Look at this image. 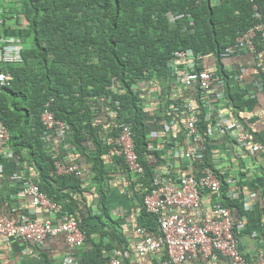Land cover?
<instances>
[{"label":"trees","instance_id":"obj_1","mask_svg":"<svg viewBox=\"0 0 264 264\" xmlns=\"http://www.w3.org/2000/svg\"><path fill=\"white\" fill-rule=\"evenodd\" d=\"M254 5L258 17L253 16ZM170 15L176 17L175 24H170ZM22 17L27 20L26 26ZM261 20L264 0H0V34L13 36L24 44L23 62L2 67L11 74L0 91V122L9 134L8 145L15 154L11 160L21 171L28 163L37 170L33 182L61 211L71 208L72 218L85 235L84 241L98 231L85 229L86 218L90 217L103 216L112 223L106 225L101 221L111 233H101L118 235V223L109 215L100 185L96 186L99 198L93 214L84 198L79 201L74 197L83 194L82 178L75 173L58 174L55 162L66 163L70 159L79 163V156H89V179L102 180L109 168L104 158L111 148L108 140L118 133L112 118L116 124H129L133 149L145 170V177L138 182L142 190L139 185L134 190L142 205L156 173L150 160L166 155L170 147H166L165 138L163 150L149 149L148 114L142 108L145 100L138 83L158 81L174 70L173 65L182 68L183 62L176 61L173 52L190 48L196 55H212L213 73L228 86L231 77L222 54L238 36ZM170 81L174 83V78ZM159 83L161 88L168 85L159 113L164 115L166 110L171 113V105L180 106L186 95L178 84H171L172 88L167 82ZM175 91L178 96L173 95ZM226 94L229 107L236 108L234 115L253 109L255 99H242L228 88ZM194 99L201 110L204 100L200 88L196 89ZM47 109L69 127L65 133L69 138L61 139L67 143L61 156L49 147V141L58 140V134L55 126H47L42 119ZM103 109L112 113L103 116ZM212 117L216 122V116ZM182 137L179 132V138ZM7 162L0 156L1 165ZM205 162L221 180L220 204L235 211L237 217L245 213L239 196H229L230 184L223 173L207 157ZM254 181L256 199L264 204V176H256ZM238 189L243 192L241 184ZM141 213L145 219L143 230L159 233L158 215L144 207ZM244 257L250 260L245 254Z\"/></svg>","mask_w":264,"mask_h":264},{"label":"crops","instance_id":"obj_2","mask_svg":"<svg viewBox=\"0 0 264 264\" xmlns=\"http://www.w3.org/2000/svg\"><path fill=\"white\" fill-rule=\"evenodd\" d=\"M254 61L250 54L232 55L225 59L224 64L226 69L232 75L230 86L231 93L236 96H242L243 99H255L253 109L244 114L245 124L255 135L256 139L264 144V93L261 91V86L257 81V74L254 70ZM240 74V80H235L234 75ZM223 84L218 83L214 86L213 91H223ZM214 94V92H213ZM210 102L214 99L209 98ZM154 115V112L151 113ZM151 124V123H150ZM157 124V123H155ZM151 134L152 131H151ZM58 137V136H56ZM68 135L58 137V140L49 141V147L58 151V155L64 154L67 149L65 142ZM103 148H106L104 144ZM115 148H111L104 153L105 163L109 166L107 173L102 180H93L82 176V195H74L79 201L85 199L87 208H90L92 213L96 211L97 184L100 185L104 196L107 199L106 208L109 210V215L116 219L117 234L109 235L106 233V225H110L109 221L101 217L86 218L87 231L93 229L98 230L92 232L90 237L81 245L69 246L64 240L63 235H57L46 238L42 243L32 244L28 240L15 238L9 241H3L0 238V264H63V260L67 256H71L77 264H98L104 261L108 256L112 255L117 249H131L133 244L141 237L139 230H143L145 219L141 213L143 207L137 197V194L128 185L127 179L124 177V172L121 168V161L116 159ZM69 156V155H68ZM27 159V154L24 155ZM208 159L211 163L225 176L231 178L229 183H232V188L238 189L241 184L243 192L241 196L245 200L250 201V208L247 209L244 216L246 229L240 231L239 244L242 255H246L250 260L256 259L259 251L264 254V204L256 200L255 178L256 176H264V161L257 154H252L250 151H242L241 148L229 142L220 133L213 136V139L208 144ZM80 167L88 169L89 156H79ZM0 167V213L12 219L21 218L19 215H34L39 219H50L58 221L62 216L72 217L70 207H64L62 211H56L51 206H38L33 208L29 203V197H20L19 188L26 181H33L32 178L37 174V170L29 165L24 170L17 169L18 164H15L11 159L9 162ZM5 168V169H4ZM13 171L23 174L22 183H18L12 179ZM86 173V172H85ZM239 190V189H238ZM96 192V194H95ZM203 193V208L206 213L210 212L211 207L219 202L213 194ZM86 212V210H84ZM209 215L205 216L208 219ZM62 219V218H61ZM106 225H103L102 222ZM111 233V231H109ZM107 232V233H109ZM121 237V238H119ZM123 264H169L164 251L155 254L139 255L131 253L129 257L123 259ZM185 264H229L228 258L218 254H197L189 257Z\"/></svg>","mask_w":264,"mask_h":264},{"label":"clouds","instance_id":"obj_3","mask_svg":"<svg viewBox=\"0 0 264 264\" xmlns=\"http://www.w3.org/2000/svg\"><path fill=\"white\" fill-rule=\"evenodd\" d=\"M170 17H171L170 24H175L176 17H174L173 15H170ZM190 22H192V21H190ZM22 23L24 26L27 25V20L24 17H22ZM242 35H240V36H242ZM236 39H235V42L233 45H230L227 48H225L224 53L222 54V59H223L222 62L223 63H224L225 59L231 57L232 55L236 56L239 54H244L243 52H237V51L230 52V49H232V48L235 49ZM23 45L24 44H22L19 40H17L13 36H7V35L3 36L0 34V47H1V49H0V91L4 85H7L8 80L11 79V74L6 70H2V67L6 66V65H17V64H20L23 62L22 50H21V48L24 47ZM178 53H180L181 55H179ZM173 54H174V58L176 61L179 60V61L183 62L182 68H176V66L173 65L174 70L164 74L163 75L164 77L157 79L158 81H154L153 79L142 80L138 83L139 85L137 86L139 89H141L143 91V97H144L145 102L142 105V108H144V110L147 111V114H148L147 125H146V134H147V141L149 142V149H152V148L157 149L158 148L157 150H163V145L166 143L165 138L168 140L166 147H170V149H168V153L166 155L162 154V156L159 157V159H157L155 157L152 160H150V165H155L156 173L154 174L153 181L151 182V189L149 190L148 193L144 194V196H143L142 206L145 208V210L147 212H149L147 210L145 204H144V198H145V196L150 195L151 192L155 188L161 187L162 184L172 182L175 185L179 186L182 183L183 179L185 177H188L191 173H193L195 175V177L197 179H199V177L202 175V171L204 169H208L213 174V176L217 179V181L219 183L218 189L212 190L210 188V186L208 187V186L200 183L197 187L198 195H199L198 196L199 197L198 207H196V208H182L181 207V208L177 209V211L180 214V216L183 217L184 219H186V220L192 219V220H194V222L196 224L203 226L204 224H206L209 221L216 218V216L214 214V212H215L214 210L216 208L228 209L230 211L231 220H232L231 232H232L233 236H235V238L237 239L238 248H239V246H240L239 234H240V231H244L246 229V224H245L246 218H244V216L246 215L247 209H249L251 206L250 205L251 200L243 199L241 194L238 192V190L232 188V186H233L232 183L231 184L229 183V180L231 178H228L227 176H225V174L221 171V173H223L224 179L228 182V184H230L231 190L228 192L229 196L234 197L235 194H237V196H239V199L242 200V202H243L242 207H243V210L245 213H243L242 215L237 217V214L235 211H233L229 207L222 206L220 204V202H221L220 201L221 200V190H222L221 180L215 174V172L211 169V167L204 165V163L206 164L205 161H206V157L208 154V144L213 139V136L215 135V133H217V134L220 133L229 142H232V143L238 145L241 148V150L244 152H246L247 150L251 152L250 147H251L252 143L249 140H246L243 143H238L237 139L235 138L236 135L234 136V132H235V134L237 131L248 132L253 136L254 141L260 142L256 139L253 132L250 129H248L246 127V124H245L244 114L246 112L247 113L250 112V110L241 111L239 113V115L233 114V111L236 108L233 109L232 107H229L228 102H230V101H229V98L227 97V94H226L227 88H228L229 92L231 93L230 89L232 86H230V83H231L232 75L227 70L228 75L231 77V79L229 78V84L227 86L225 84V82L220 77H218L217 75H215L213 73L212 66L214 65L215 60L213 59L212 55H210V54L196 55L193 53V51L190 48L176 50L173 52ZM8 55H11V59L5 60V58ZM252 58L254 61V63H253L254 67L253 68L255 70V73L257 74V81L259 82V85L261 86L260 88L262 91V89L264 87V72L260 69V66L258 65L259 62L254 58V56ZM203 68H205L211 74L212 77L217 78V80L212 83V86H210L207 89H204L201 87L202 85L199 82H195V83H192L190 85L185 83V81H184L185 74H187L190 71L200 72V71L204 70ZM173 78H174V83H172V81H170ZM234 79L240 80V74L234 75ZM159 81L167 82L170 85L171 84L180 85V87L182 88V91L185 92V95H186V96H184V100L180 106L171 105L170 107H168L171 110V113L166 110V113L168 112V117H169L168 119H166L164 117L166 115V113L164 115H159L160 109L163 108L162 102L164 100H166L163 97V91L165 90L164 88L168 86L167 85L164 88L163 87L161 88L162 84H160ZM218 83H222L224 85L223 91H221V92L213 91L214 86H216V84H218ZM171 87L173 88L174 86L171 85ZM197 88H200V91L202 93V98L204 100L203 101V107L201 110L195 104V99H194ZM213 92H214V94H213ZM173 95L178 96L179 94H177V91H175V93H173ZM210 96L213 97V99H214L213 102L209 101ZM161 99H162V102H161ZM48 104L49 103H47V106H48ZM46 112L51 113L53 118H54V115L51 111H49L47 109L44 111V113H46ZM101 112H103L102 113L103 116H105L109 113H112V111L104 110V109ZM153 112H154V115L151 114ZM192 112L195 115V118L193 120V125H192L194 132L191 133V135H188L187 134V132H188L187 125L192 120L191 119ZM214 115L216 116V122L212 121V119H213L212 116H214ZM240 117H242V118H240ZM241 119H243V121ZM54 120L56 122L63 123L62 121H60L58 119L54 118ZM112 120H114L113 125H116L115 130L118 131V133L114 134L113 136L110 135L108 142L111 145H113L115 148L116 157L119 158L118 159L119 161H121V168H122V171L124 172V177L128 181V185L133 189V191L136 190V186H138V185H139L138 188L141 189V187H140L141 184H139L138 182H140V180L145 177V175H144L145 170H144V167H142V165L139 163L138 156L135 154V151L133 149L134 144H133V134H132L131 127L129 124H125V123L118 122L116 124L115 118L114 119L112 118ZM155 123H157V124H155ZM180 123L182 124L181 127L179 125ZM63 125L65 126V132L62 134L59 133L58 125H56V123L53 125L56 127L57 134H58L57 136L60 138H61V136H63L66 133L67 130H69V127L65 123H63ZM182 127H183V129H181ZM151 131L153 134H151ZM179 132H182V135H183L182 138H179ZM8 140H9V138H8ZM261 144H263V143H261ZM7 145H8V141H7ZM8 148H9V150L12 151V149L9 147V145H8ZM109 150L110 149H108V152H109ZM186 151L190 152V156L185 155ZM12 154H13L12 157H4L3 155H0V156H2L3 158H6V160L8 161L9 159H12L15 157V154L13 151H12ZM252 154H257L260 157V159L263 160L262 155L260 153L252 152ZM207 159H208V157H207ZM70 162H72L78 166L79 173L76 174L77 176H80V177L84 176L85 178H89L88 173L90 171V168H88V169L81 168L80 163H76V162L68 159L67 163H70ZM133 165L135 166V168L132 167ZM0 167L2 169L4 166L0 164ZM13 172L14 173L12 175V179L21 184L23 181V174L22 173L20 174L16 171H13ZM14 174H17L16 176H19V177L21 176L22 179L13 178ZM28 183L35 184L33 181H28V182L26 181L24 184H21V187L19 188V195H20L22 189H24V187ZM204 190H206L208 194H213L217 198H219V202H216L211 207L210 212H208V213H206V211L204 210L203 205H202ZM24 197H29V200H30L29 203L33 208H37L38 206L49 205V206H51V208H53L54 210H56L58 212L61 209L60 207L50 203L49 201H48L49 203L45 204V205L33 206L31 204L30 196L27 195ZM24 197H22V198H24ZM161 199H163V198H161ZM167 208L168 207H164L162 210L165 211ZM171 209H173V208H171ZM149 213H151V212H149ZM93 214H95V213H93ZM207 214L209 215L208 219L205 218V216ZM19 216L22 217V215H19ZM23 216H27L30 219H34V220H37L39 222L49 220L50 222H52V224H58V223L62 222L64 219L74 220L71 216L70 217L62 216L59 219H57L58 221H52L50 219H39L36 216L29 215V214H25ZM77 227L80 230L78 223H77ZM81 233H83V232L81 231ZM146 234H148V233H146ZM151 234H155V233H151ZM57 235H54V236H57ZM59 235H63L64 240H65L64 234L60 233ZM83 236L85 238L84 233H83ZM48 237H53V236H47L46 238H48ZM30 242H32V241H30ZM42 242H32V244H34V243L39 244ZM83 242H84V239H83ZM83 242L81 244H83ZM81 244H79V245H81ZM74 246H77V245H74ZM71 247H73V246H71ZM123 249H126V248H123ZM117 250H119V249H117ZM161 251L165 252L167 259L169 261L167 251L165 249H161L159 252H161ZM239 252L245 260H247L251 263H254L258 260L260 253H262L263 258H264V254L262 251H259L256 259H254V260L246 259L244 257V255H242V251L240 250V248H239ZM199 253L204 254V253L199 251V252H196L195 254H192V256L197 255ZM213 253H218V254L223 255L222 253L215 251V250H212L209 254H213ZM148 254H151V253H148ZM153 254H155V253H153ZM144 255H146V254H144ZM206 255H208V254H206ZM223 256H225V255H223ZM106 260H104V261H106ZM122 262H123V260H122ZM169 264H170V262H169Z\"/></svg>","mask_w":264,"mask_h":264},{"label":"built area","instance_id":"obj_4","mask_svg":"<svg viewBox=\"0 0 264 264\" xmlns=\"http://www.w3.org/2000/svg\"><path fill=\"white\" fill-rule=\"evenodd\" d=\"M253 6V16H260ZM237 51L250 54L259 62L260 69L264 72V20L250 27L242 36L236 39L235 49ZM181 55L180 53H178ZM8 55L5 60H10ZM200 72L190 71L184 76L186 84L190 85L199 82L202 88L207 89L217 78L212 77L205 69ZM194 113L191 115V122L187 125L188 135L194 132L193 120ZM42 119L47 126L52 127L55 123L58 125L59 133L65 132V126L61 122H56L51 113H44ZM238 143L246 140L251 141V152H258L264 160V145L254 141L253 136L248 132L237 131L234 136ZM189 137V136H188ZM9 134L0 122V155L12 157V151L9 150L7 141ZM249 145V144H248ZM186 156L190 152L186 151ZM56 172L58 174H78V166L72 162H55ZM132 167L135 168L133 165ZM13 178L22 179L21 176ZM204 184L210 186L212 190H217L219 183L208 169L202 171V175L197 179L193 173L185 177L182 183L177 186L172 182L164 183L161 187L155 188L150 195L145 196L144 204L147 210L158 215L159 233L146 234L144 230H139L142 234L131 249L116 250L113 255L104 262L98 264H122L124 258L129 257L131 253L144 255L148 253H157L165 249L168 253L170 264H185L188 257L196 252L209 254L212 250L218 251L228 258L229 264H264L262 253L259 254L258 260L251 263L245 260L238 248V242L231 232L232 220L230 211L226 208H216L215 219L200 226L194 220H186L180 216L177 209L179 208H196L199 204L198 185ZM30 196L33 206L48 204L45 195L39 190L36 184L28 183L20 193V197ZM163 198V199H161ZM164 207H168L165 211ZM173 208V209H171ZM64 234L69 246L79 245L83 242V233L78 229L76 221L64 219L58 224H52L49 220L39 222L22 216L19 219H12L0 213V238L3 241H9L14 238H21L32 242H42L47 236ZM63 264H77L71 257L67 256Z\"/></svg>","mask_w":264,"mask_h":264}]
</instances>
